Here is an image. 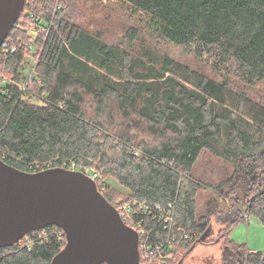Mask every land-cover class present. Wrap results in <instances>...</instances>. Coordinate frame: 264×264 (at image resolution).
<instances>
[{"label":"trees","instance_id":"obj_1","mask_svg":"<svg viewBox=\"0 0 264 264\" xmlns=\"http://www.w3.org/2000/svg\"><path fill=\"white\" fill-rule=\"evenodd\" d=\"M73 1L27 0L9 35L19 49L0 54V72L15 81H0V158L29 173L75 165L74 171L88 174L94 168L113 205L122 195L121 202H146L153 212L155 204L171 206L172 225L137 218L151 245L177 238L175 256L223 221V213H233L219 237L205 244L223 241L221 264H264L262 252L229 240L244 218L264 225V100L232 81L252 88L264 82V0H117L143 15L157 38L213 58L217 71H227L221 81L168 55L145 50L143 58H132L108 46L101 34L66 17ZM58 3L55 27L35 55L26 47L42 42L40 28L47 29ZM36 57L31 84L26 74ZM176 65L186 72L175 71ZM204 151L230 165L231 175L217 184L197 178ZM208 190L215 194L201 200ZM221 190L225 199L234 197L226 210L216 195ZM65 244V235H50L30 248L6 247L0 264H51Z\"/></svg>","mask_w":264,"mask_h":264},{"label":"water","instance_id":"obj_2","mask_svg":"<svg viewBox=\"0 0 264 264\" xmlns=\"http://www.w3.org/2000/svg\"><path fill=\"white\" fill-rule=\"evenodd\" d=\"M26 1L0 0V47ZM51 226L66 237L51 264H141L139 233L123 221L95 180L65 168L29 173L0 158V249ZM212 226L197 244L212 239Z\"/></svg>","mask_w":264,"mask_h":264},{"label":"rangeland","instance_id":"obj_3","mask_svg":"<svg viewBox=\"0 0 264 264\" xmlns=\"http://www.w3.org/2000/svg\"><path fill=\"white\" fill-rule=\"evenodd\" d=\"M66 17L76 25L82 27L85 31L92 34H101L102 40L108 46H114L122 52H129L132 58H143L141 53L150 50L153 53L168 55L176 63L187 64L191 68L203 71L206 75L216 80H224L227 77V71L223 67L221 71L214 68L215 60L210 56H195L192 49H184L161 40L149 32L147 22L143 15L131 11L130 8L117 0H74L71 6L66 9ZM80 59L88 62L92 67L98 68V64L94 59L87 56H80ZM175 71L186 72L183 67L176 65ZM181 75V74H179ZM118 79V77H115ZM235 86L247 92L256 100H264V82L255 87L240 86L236 80H232ZM247 111V110H246ZM247 116V115H246ZM247 121L250 119L246 117ZM151 141V139H149ZM195 173L197 178L204 182L219 183L225 176L229 177L232 173V167L214 157L209 152L204 151L197 163ZM215 194L213 190L204 191L200 194V199ZM225 190H221L216 194L221 200L222 207L228 209L227 204L233 203V198L225 199ZM215 195V196H216ZM122 196V195H121ZM120 195L117 199L120 200ZM123 200V199H122ZM202 205L199 204V207ZM199 214L202 211H198ZM223 219H230L232 213H227ZM233 217V216H232ZM211 240L219 237V231L224 227L225 223H212ZM40 231V230H39ZM229 240L253 252H262L264 254V225L256 218H244L238 222L229 235ZM196 245V244H195ZM192 249V248H191ZM181 256L172 259V264H221L225 248L223 241L215 244H197L196 247ZM174 251V249H173ZM176 259V261H173ZM169 264V263H168Z\"/></svg>","mask_w":264,"mask_h":264},{"label":"built area","instance_id":"obj_4","mask_svg":"<svg viewBox=\"0 0 264 264\" xmlns=\"http://www.w3.org/2000/svg\"><path fill=\"white\" fill-rule=\"evenodd\" d=\"M59 7L57 6L55 9V12L51 19L47 23V29L40 28V32H46V35L44 38H42V42L39 43V45L35 46L34 43L28 44L26 49L29 51H32L35 55H40L43 51L44 42L47 40V37L50 33V31L55 27L56 24V18H57V10ZM16 49H19L17 46L11 44V40L9 39V36L6 38V40L3 42V44L0 47V54L7 55L9 52L13 53L16 51ZM39 57H36L32 59L31 68L28 71V81L32 84L33 76L35 75V68L37 66ZM0 81L3 82H12L15 83V81L11 78L5 75L4 73L0 72ZM75 169V165L71 166V170ZM92 180H95V182L98 185V188L101 192V186H102V180L104 179L102 177V174L96 170L91 169L89 173L87 174ZM102 193V192H101ZM117 211L119 212L121 218L123 221L130 227H132L134 230H137L140 236V262L141 264H155L157 261L160 264H168V262L172 261L173 258L176 256L173 253V249L175 248V243H177V238H173L167 243L163 244H155L151 245L147 239V235L149 233V230L147 227L144 226L143 222H140V220L137 218L138 216H144V217H151L152 220L155 218H158L159 220H164L165 224H171L174 220V211H172V207L168 206L167 208L162 207L158 204L154 205V212L151 210V207L146 202L141 201H126L121 202V200H117L114 204ZM247 219V218H246ZM49 228V227H48ZM57 236L58 239H62L64 233L60 231L55 230H47V228L38 231L35 234L27 235L25 238L20 240L16 246L20 248L28 247L30 248V244L33 240L36 239H43L45 237L49 236ZM184 237H189L186 234H184ZM173 261H176L174 259Z\"/></svg>","mask_w":264,"mask_h":264},{"label":"bare ground","instance_id":"obj_5","mask_svg":"<svg viewBox=\"0 0 264 264\" xmlns=\"http://www.w3.org/2000/svg\"><path fill=\"white\" fill-rule=\"evenodd\" d=\"M59 7V9L58 10H60L61 9V6H60V4L58 3L57 5H56V7ZM56 9V8H55ZM58 10H57V12H58Z\"/></svg>","mask_w":264,"mask_h":264},{"label":"crops","instance_id":"obj_6","mask_svg":"<svg viewBox=\"0 0 264 264\" xmlns=\"http://www.w3.org/2000/svg\"><path fill=\"white\" fill-rule=\"evenodd\" d=\"M228 221H229V219H228Z\"/></svg>","mask_w":264,"mask_h":264}]
</instances>
